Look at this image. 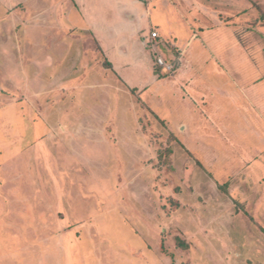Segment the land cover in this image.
<instances>
[{"label": "rangeland", "instance_id": "rangeland-1", "mask_svg": "<svg viewBox=\"0 0 264 264\" xmlns=\"http://www.w3.org/2000/svg\"><path fill=\"white\" fill-rule=\"evenodd\" d=\"M74 1L0 0V264H264V0L144 1L130 77Z\"/></svg>", "mask_w": 264, "mask_h": 264}, {"label": "crops", "instance_id": "crops-1", "mask_svg": "<svg viewBox=\"0 0 264 264\" xmlns=\"http://www.w3.org/2000/svg\"><path fill=\"white\" fill-rule=\"evenodd\" d=\"M144 1L146 2V0H75L72 3L73 5L71 3L67 5L66 19H61V27L92 29V33L96 34L98 40V49H100V52L102 50L104 56L109 58L107 59L110 64L108 67L112 68L114 66L116 70L120 68L126 76L133 74L131 71L139 72L142 75L144 55L137 41L139 31L146 29L151 19V13ZM159 5L162 12H164L165 8L162 3ZM51 6L53 7V5ZM106 7L111 12L110 21L104 17ZM168 20V18L164 19V17L157 19L161 29L167 36L174 34V30L169 29L168 25L170 23ZM105 26H110L116 36L120 32L118 27L124 26L129 29L131 36L128 39L121 38V40L114 41L111 36L105 33ZM81 48L84 47L81 46ZM133 51L137 52L136 58L131 57L135 53ZM80 57L84 58V52H81ZM129 80L133 83L131 79ZM132 83L130 85L135 86Z\"/></svg>", "mask_w": 264, "mask_h": 264}, {"label": "built area", "instance_id": "built-area-1", "mask_svg": "<svg viewBox=\"0 0 264 264\" xmlns=\"http://www.w3.org/2000/svg\"><path fill=\"white\" fill-rule=\"evenodd\" d=\"M154 37H156L157 36V33L156 32H154L153 34H152ZM157 60H158V62H159V64L161 65V66H163V67H165V68H168V69H171V64H169L167 61H166V59H164L162 56H159L158 58H157Z\"/></svg>", "mask_w": 264, "mask_h": 264}, {"label": "trees", "instance_id": "trees-1", "mask_svg": "<svg viewBox=\"0 0 264 264\" xmlns=\"http://www.w3.org/2000/svg\"><path fill=\"white\" fill-rule=\"evenodd\" d=\"M161 68V66H159Z\"/></svg>", "mask_w": 264, "mask_h": 264}]
</instances>
